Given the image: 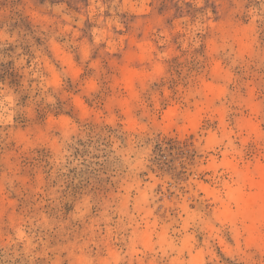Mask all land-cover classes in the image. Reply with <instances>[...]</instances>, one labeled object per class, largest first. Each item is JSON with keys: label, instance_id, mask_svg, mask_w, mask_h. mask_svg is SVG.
Here are the masks:
<instances>
[{"label": "rangeland", "instance_id": "rangeland-1", "mask_svg": "<svg viewBox=\"0 0 264 264\" xmlns=\"http://www.w3.org/2000/svg\"><path fill=\"white\" fill-rule=\"evenodd\" d=\"M260 166L264 0H0V264H264Z\"/></svg>", "mask_w": 264, "mask_h": 264}, {"label": "bare ground", "instance_id": "bare-ground-1", "mask_svg": "<svg viewBox=\"0 0 264 264\" xmlns=\"http://www.w3.org/2000/svg\"><path fill=\"white\" fill-rule=\"evenodd\" d=\"M131 70V68H130ZM126 70L124 74L123 81L127 89H133V81L136 73ZM137 78V76H136ZM139 81V80H138ZM207 91L210 94H215L217 91V86L215 84H209ZM169 116V115H168ZM169 117H166V119ZM186 122L192 123L193 118L186 116ZM192 120V122H191ZM242 180L246 181L251 188L254 187L255 191L250 195L238 194L234 197L237 206L240 208L241 216L244 221H247V229L251 237L255 238V234L258 229L260 221L264 218V167H258L254 171L247 173L241 177ZM226 209V205L224 206ZM256 239L258 236L256 235Z\"/></svg>", "mask_w": 264, "mask_h": 264}]
</instances>
